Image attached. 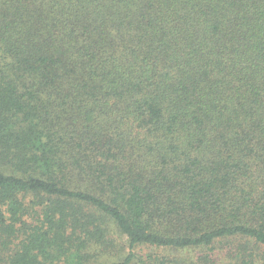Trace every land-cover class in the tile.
<instances>
[{
    "label": "trees",
    "instance_id": "1",
    "mask_svg": "<svg viewBox=\"0 0 264 264\" xmlns=\"http://www.w3.org/2000/svg\"><path fill=\"white\" fill-rule=\"evenodd\" d=\"M126 247L264 264V0H0V264Z\"/></svg>",
    "mask_w": 264,
    "mask_h": 264
},
{
    "label": "rangeland",
    "instance_id": "2",
    "mask_svg": "<svg viewBox=\"0 0 264 264\" xmlns=\"http://www.w3.org/2000/svg\"><path fill=\"white\" fill-rule=\"evenodd\" d=\"M124 243L125 242L122 239H120L119 236L117 235L116 236V247L114 248V251L116 249H118V251H119L121 249V247L124 245ZM129 250L130 249L128 247H126V248L122 249L121 252L118 255H116V256H113V255H115L117 252H113L112 254L101 256L93 264H107V263H109L112 260H117L120 257L126 256L128 254V252H129ZM154 250L155 249H153V248L150 249V248H147V247H137L135 249V251L138 254L152 253V252H154ZM160 251H163V250H160ZM194 253H195V251L192 252V253H191V251H185V252H183V254H181L179 256L191 255V257H194L195 254H196V253L195 254ZM217 257H218L217 264H231V258L227 254L220 253Z\"/></svg>",
    "mask_w": 264,
    "mask_h": 264
}]
</instances>
